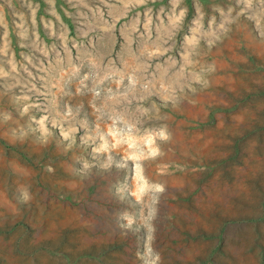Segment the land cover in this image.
Here are the masks:
<instances>
[{"label": "rangeland", "instance_id": "1", "mask_svg": "<svg viewBox=\"0 0 264 264\" xmlns=\"http://www.w3.org/2000/svg\"><path fill=\"white\" fill-rule=\"evenodd\" d=\"M0 264H264V0H0Z\"/></svg>", "mask_w": 264, "mask_h": 264}]
</instances>
